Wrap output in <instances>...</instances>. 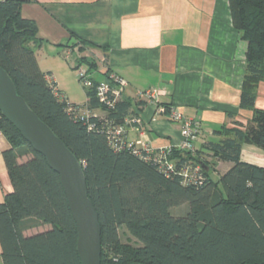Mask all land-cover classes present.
I'll return each mask as SVG.
<instances>
[{
  "label": "trees",
  "instance_id": "16d2710c",
  "mask_svg": "<svg viewBox=\"0 0 264 264\" xmlns=\"http://www.w3.org/2000/svg\"><path fill=\"white\" fill-rule=\"evenodd\" d=\"M24 1L0 0V66L80 162L98 214L100 264H264V166L241 160L244 144L264 151V108L255 105L257 85L264 82V0H228L232 24L245 44L239 108L251 115L245 123L221 126L220 138L204 143L213 163H231L218 182L210 178L212 162L196 146L193 156L172 147L166 159L174 168L166 172L126 148L115 150L106 138V124H123L131 103L120 98L107 109L94 87L85 86V103L69 101L52 74L39 68L35 50L43 39L35 21L21 13ZM75 46L76 65H85L91 75L95 61L83 52L93 45L76 38ZM97 108L104 114L90 112ZM79 109L89 117L80 118ZM89 123L95 127L88 129ZM0 130L9 145L2 153L12 185L0 202L2 263L80 264L75 223L58 174L1 115ZM195 164L203 178L185 184L179 171ZM173 207L184 208L173 214ZM44 225L48 229L24 234ZM121 228L138 243L122 242Z\"/></svg>",
  "mask_w": 264,
  "mask_h": 264
},
{
  "label": "crops",
  "instance_id": "0c3cea01",
  "mask_svg": "<svg viewBox=\"0 0 264 264\" xmlns=\"http://www.w3.org/2000/svg\"><path fill=\"white\" fill-rule=\"evenodd\" d=\"M21 13L35 21L43 39L35 50L40 70L53 76L51 67L44 66L48 58L73 53L76 38L90 42L93 46L83 54L95 61L92 77L103 80L106 73L115 72L127 81L122 98L131 103L128 116L139 115L152 148L180 143V123L154 115L158 106L175 105L185 118L200 121L195 146L212 162L214 173L220 175L231 166L227 161L213 163L204 147L220 138L221 126L245 123L251 115L239 108L245 44L232 24L228 0H27ZM147 88L160 91L156 100L137 99ZM255 105L264 108L263 81L257 85ZM90 112L104 114L99 108ZM125 127L128 139H138L134 127ZM8 147L0 135V202L12 192L2 153ZM241 160L264 166V151L244 144ZM46 229L44 225L24 234Z\"/></svg>",
  "mask_w": 264,
  "mask_h": 264
},
{
  "label": "water",
  "instance_id": "95a60500",
  "mask_svg": "<svg viewBox=\"0 0 264 264\" xmlns=\"http://www.w3.org/2000/svg\"><path fill=\"white\" fill-rule=\"evenodd\" d=\"M0 115L58 174L75 223L76 250L80 264H100V225L98 214L87 195L83 168L64 142L17 93L12 79L1 66Z\"/></svg>",
  "mask_w": 264,
  "mask_h": 264
},
{
  "label": "built area",
  "instance_id": "2783aa9c",
  "mask_svg": "<svg viewBox=\"0 0 264 264\" xmlns=\"http://www.w3.org/2000/svg\"><path fill=\"white\" fill-rule=\"evenodd\" d=\"M74 57L72 51H67L65 57L68 59ZM76 65V63H75ZM75 70L80 82L85 87H94L96 96L98 99L106 105L107 109H112L115 102L122 98L123 91L127 85V81L119 74L115 72L108 73V78L103 80H97L94 84L91 79L87 67L85 65H76ZM51 76H46L47 81H51ZM54 91L56 88H54ZM160 91L154 88H147L137 93V99L146 101H154L157 99ZM62 96L59 95V98ZM71 108L69 107V110ZM80 110V109H79ZM80 118H88L89 112L84 109L78 112ZM155 117H164L173 122L180 123L181 140L176 148L187 151L191 156L195 154V141L200 134L201 124L197 118L188 119L183 116L178 106L170 105L168 107L158 106L154 113ZM126 124H130L134 127L139 137L136 140H130L127 137ZM105 128L106 138L108 143L115 149L126 148L131 153L141 156L145 160H153L160 170L166 172L173 170V163L166 159L167 153L173 146L152 148L148 144V137L146 131L143 129V123L139 115H132L125 119L123 124H113L108 122ZM94 123L88 124V129H93ZM0 135L2 132L0 130ZM1 149V148H0ZM179 173L183 176V182L185 184L199 183L203 176L201 174L198 164L191 167H182Z\"/></svg>",
  "mask_w": 264,
  "mask_h": 264
},
{
  "label": "rangeland",
  "instance_id": "374dc122",
  "mask_svg": "<svg viewBox=\"0 0 264 264\" xmlns=\"http://www.w3.org/2000/svg\"><path fill=\"white\" fill-rule=\"evenodd\" d=\"M75 52V51H74ZM44 66L51 67V72L57 82L58 87L64 92L68 100L78 104H83L85 101V91L83 84L80 82L77 76V71L75 68L74 57L66 58L64 54H61L58 58H48L45 61ZM46 71V70H45ZM25 158H21L24 160ZM210 178L218 182L219 174L212 172ZM184 207H173L172 213L179 212L183 210ZM38 229V228H37ZM120 239L122 242H129L130 244L136 245L138 242L131 233H129L125 228L119 230Z\"/></svg>",
  "mask_w": 264,
  "mask_h": 264
}]
</instances>
